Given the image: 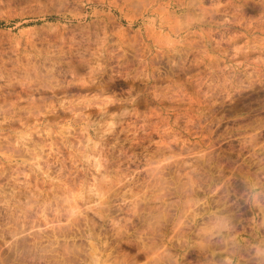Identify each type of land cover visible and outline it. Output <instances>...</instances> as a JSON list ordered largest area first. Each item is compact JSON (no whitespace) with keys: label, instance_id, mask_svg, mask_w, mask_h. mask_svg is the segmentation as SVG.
Instances as JSON below:
<instances>
[{"label":"rangeland","instance_id":"rangeland-1","mask_svg":"<svg viewBox=\"0 0 264 264\" xmlns=\"http://www.w3.org/2000/svg\"><path fill=\"white\" fill-rule=\"evenodd\" d=\"M0 264H264V0H0Z\"/></svg>","mask_w":264,"mask_h":264}]
</instances>
